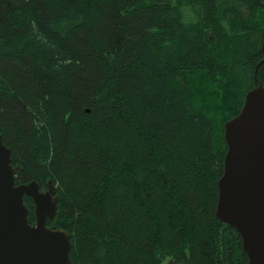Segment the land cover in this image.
I'll list each match as a JSON object with an SVG mask.
<instances>
[{"label":"trees","instance_id":"trees-1","mask_svg":"<svg viewBox=\"0 0 264 264\" xmlns=\"http://www.w3.org/2000/svg\"><path fill=\"white\" fill-rule=\"evenodd\" d=\"M263 43L264 0H0V136L72 264H247L217 181Z\"/></svg>","mask_w":264,"mask_h":264},{"label":"water","instance_id":"water-1","mask_svg":"<svg viewBox=\"0 0 264 264\" xmlns=\"http://www.w3.org/2000/svg\"><path fill=\"white\" fill-rule=\"evenodd\" d=\"M253 83L239 114L224 124L227 151L217 181L215 218L240 236L247 264H264V87L257 69ZM10 162L0 136V264H72L69 234L46 226V219L54 221L57 213L58 197L50 200L56 188L48 182L42 193L35 181L16 185L20 168ZM24 196L34 203L33 225Z\"/></svg>","mask_w":264,"mask_h":264},{"label":"flooded vegetation","instance_id":"flooded-vegetation-1","mask_svg":"<svg viewBox=\"0 0 264 264\" xmlns=\"http://www.w3.org/2000/svg\"><path fill=\"white\" fill-rule=\"evenodd\" d=\"M48 182H50V181H47L44 185H38L39 186V191L40 192H42V193H46L47 192V190H48ZM54 186V185H53ZM55 187V186H54ZM27 196H24V198H26ZM55 197H57V195H56V192H53V193H51V195H50V200L51 201H53V199L55 198ZM28 198H30V197H28ZM30 200H31V206L29 207V209H27L28 210V216H30L29 218L30 219H32L31 220V225H33V224H35V212H34V203H33V201H32V199L30 198ZM30 210V211H29ZM32 216V217H31ZM53 222V221H52ZM49 219H46V226L47 227H52L51 226V223H52Z\"/></svg>","mask_w":264,"mask_h":264}]
</instances>
